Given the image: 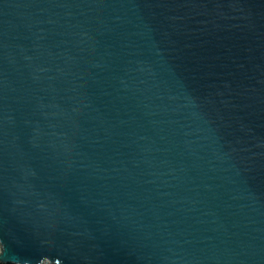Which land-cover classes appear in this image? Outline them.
<instances>
[{
	"label": "water",
	"instance_id": "water-1",
	"mask_svg": "<svg viewBox=\"0 0 264 264\" xmlns=\"http://www.w3.org/2000/svg\"><path fill=\"white\" fill-rule=\"evenodd\" d=\"M264 264V0H0V264Z\"/></svg>",
	"mask_w": 264,
	"mask_h": 264
},
{
	"label": "bare ground",
	"instance_id": "bare-ground-1",
	"mask_svg": "<svg viewBox=\"0 0 264 264\" xmlns=\"http://www.w3.org/2000/svg\"><path fill=\"white\" fill-rule=\"evenodd\" d=\"M43 263H44V264H45V263H48V261H47V260H44Z\"/></svg>",
	"mask_w": 264,
	"mask_h": 264
}]
</instances>
